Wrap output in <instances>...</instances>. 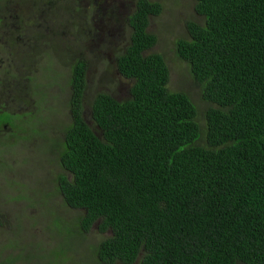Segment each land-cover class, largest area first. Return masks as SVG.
Listing matches in <instances>:
<instances>
[{
    "label": "trees",
    "instance_id": "obj_1",
    "mask_svg": "<svg viewBox=\"0 0 264 264\" xmlns=\"http://www.w3.org/2000/svg\"><path fill=\"white\" fill-rule=\"evenodd\" d=\"M10 5L0 0V10ZM194 8L203 22L187 21L174 51L208 104L202 115L186 92L168 88L167 63L151 51L157 37L148 26L161 3L134 0L128 40L114 56L128 95L97 92L85 109L87 62L74 59L65 82L71 121L58 138L38 129L62 170L55 193L83 211L82 231L109 232L94 264H264V0H195ZM79 9L67 12L69 24L88 51L92 31L80 28ZM95 32L114 44L112 30ZM37 53L49 66H35ZM74 54L32 52L7 94L19 100L26 87L41 111L47 90L60 87L55 61Z\"/></svg>",
    "mask_w": 264,
    "mask_h": 264
},
{
    "label": "rangeland",
    "instance_id": "obj_2",
    "mask_svg": "<svg viewBox=\"0 0 264 264\" xmlns=\"http://www.w3.org/2000/svg\"><path fill=\"white\" fill-rule=\"evenodd\" d=\"M69 1L16 0V4L0 10V37L7 41L9 53H3L1 58L9 60L12 73L11 78L0 81V86L7 87L9 92L18 90L20 81L15 76L20 75V67L32 52L65 57L75 51L69 58L55 59L60 87L55 85L48 89V102L42 104L40 117L44 122L39 130L53 138L61 136L62 127L71 121L70 88L65 82L74 59L82 58L87 62L83 97L87 110L95 93L104 91L121 99L128 95L130 86V81L116 70L114 56L128 40L125 18L133 9L134 0ZM152 1L160 2L162 11L149 22L148 30L157 37L151 51L162 54L167 63L168 88L186 92L202 115L208 104L201 98L188 65L176 57L174 42L187 37V21L202 23L203 17L195 11V0ZM79 6L80 28L92 31L87 39L88 51L76 47L78 27L69 24L72 17L67 12L77 14ZM15 12L20 17L18 25L15 24ZM103 29L113 31V45L105 41L104 35L97 38L95 31L103 32ZM30 57L35 66H49L47 57L40 53ZM29 73L41 82L45 79V73H39L36 67ZM40 89L35 88V91ZM28 95L27 106L21 108L26 109L27 114L35 113L38 111L37 94ZM49 108H53L54 115ZM9 109L20 112L16 104H9ZM14 126L6 125L0 130V264H94V249L98 242L109 236V232H100L96 225L82 231L76 218L83 211L65 205L61 194L55 193L52 180L62 171L57 157L47 150L40 137L28 138L30 129L24 125V129Z\"/></svg>",
    "mask_w": 264,
    "mask_h": 264
},
{
    "label": "flooded vegetation",
    "instance_id": "obj_3",
    "mask_svg": "<svg viewBox=\"0 0 264 264\" xmlns=\"http://www.w3.org/2000/svg\"><path fill=\"white\" fill-rule=\"evenodd\" d=\"M11 5L16 4V0H8ZM7 41H5L3 38L0 37V81H3L5 79H9L10 77V63L9 60L4 58H1L2 54L6 52V55H8V51L6 49L7 47ZM5 55V56H6ZM7 88L4 86H0V130L3 128H6V125L8 126H14L16 123H20L16 126L15 128L19 129H24L23 125L30 129L31 136L28 138L32 137H40L41 138V133L38 132V129L41 126L40 118L39 116L36 117V114H39L42 112L43 108H41V111H37L33 113L32 111L27 114L26 109L22 110V106H27L28 103V96H27V90L25 87V90L21 91V97L19 100H16L14 98H11L7 94ZM9 104H16V106L20 109V112H11L9 109ZM38 108V107H37ZM52 108H49V110ZM27 115V116H26ZM2 118H10V121H3L4 119ZM21 120V122H20ZM12 122V123H10ZM23 124V125H22ZM28 131V132H30Z\"/></svg>",
    "mask_w": 264,
    "mask_h": 264
},
{
    "label": "clouds",
    "instance_id": "obj_4",
    "mask_svg": "<svg viewBox=\"0 0 264 264\" xmlns=\"http://www.w3.org/2000/svg\"><path fill=\"white\" fill-rule=\"evenodd\" d=\"M73 209V208H72Z\"/></svg>",
    "mask_w": 264,
    "mask_h": 264
}]
</instances>
